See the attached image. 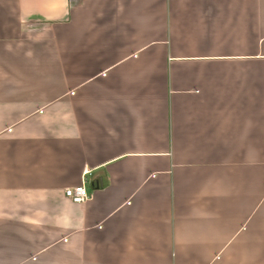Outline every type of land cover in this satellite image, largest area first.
Instances as JSON below:
<instances>
[{"label":"crops","instance_id":"crops-1","mask_svg":"<svg viewBox=\"0 0 264 264\" xmlns=\"http://www.w3.org/2000/svg\"><path fill=\"white\" fill-rule=\"evenodd\" d=\"M0 264H264V0H0Z\"/></svg>","mask_w":264,"mask_h":264},{"label":"built area","instance_id":"built-area-1","mask_svg":"<svg viewBox=\"0 0 264 264\" xmlns=\"http://www.w3.org/2000/svg\"><path fill=\"white\" fill-rule=\"evenodd\" d=\"M64 195L72 202H77V203L83 202L85 199H87L88 192L84 185V179L81 181L79 185L65 188Z\"/></svg>","mask_w":264,"mask_h":264}]
</instances>
